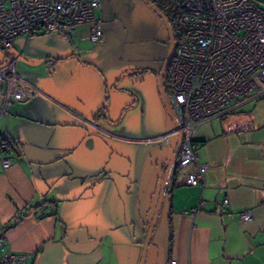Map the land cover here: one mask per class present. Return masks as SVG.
<instances>
[{
  "label": "crops",
  "instance_id": "0c3cea01",
  "mask_svg": "<svg viewBox=\"0 0 264 264\" xmlns=\"http://www.w3.org/2000/svg\"><path fill=\"white\" fill-rule=\"evenodd\" d=\"M95 14L101 42L87 21L71 39L37 32L0 48L40 92L0 117V157L13 159L0 165V259L8 248L24 264H140L178 140L148 141L176 126L157 80L169 33L142 0H101ZM249 103L197 127L204 181L183 185L187 168L170 170L144 264H264V104Z\"/></svg>",
  "mask_w": 264,
  "mask_h": 264
},
{
  "label": "built area",
  "instance_id": "2783aa9c",
  "mask_svg": "<svg viewBox=\"0 0 264 264\" xmlns=\"http://www.w3.org/2000/svg\"><path fill=\"white\" fill-rule=\"evenodd\" d=\"M100 1L0 0V48L9 51L18 35L37 32L71 39L75 26L87 21L92 23L89 39L101 42L104 30L95 14ZM165 81L177 127L148 141L164 147L181 134L174 167L187 168L181 177L183 185H201L207 164L197 160L194 135L199 124L239 109L250 101L248 94L260 82L255 97L264 96V5L256 0H183ZM0 86V117L13 101L40 93L16 73L15 59L0 63ZM75 120L93 132L114 136L102 132L89 119L75 116ZM6 149L7 143L1 142L0 151ZM12 162L10 157H0L2 168ZM239 215L243 220L252 218L251 210ZM2 250L1 264H24L25 254ZM170 264H176L175 260Z\"/></svg>",
  "mask_w": 264,
  "mask_h": 264
},
{
  "label": "water",
  "instance_id": "95a60500",
  "mask_svg": "<svg viewBox=\"0 0 264 264\" xmlns=\"http://www.w3.org/2000/svg\"><path fill=\"white\" fill-rule=\"evenodd\" d=\"M142 1L145 2L157 15L160 16V18L164 21V23L168 29L169 47H168V51H167L165 60L163 62L162 68H161V70L157 76V80H158L159 93H160V96H161L162 101L164 103V106H165L168 114L170 115V117L174 120L175 125L177 127L176 116H175V114H174V112H173V110L169 104V101H168L167 96H166L165 88H164V76H165V73H166L167 68L169 66L170 60L172 58V53H173L174 31H173V29H172V27L168 21V18L151 0H142ZM180 145H181V134L178 135V140H177L175 150H174L173 155L171 156V158H170V160L166 166V169H165V174H164L161 190L159 193V198H158V201L156 204V208H155L153 217L151 219V222L149 224V228L147 230L146 236H145L144 241H143V248H142L140 264H144V262H145L147 249H148V246H149V243L151 240V235H152L153 229L155 227V224L157 222L159 212H160V208H161V205L163 202L164 194L166 192L167 179H168L170 170L174 166L175 159H176L178 152H179V149H180ZM28 153L32 159H36V160H48L49 159V155L47 153L41 152V151L33 149V148H30L28 150Z\"/></svg>",
  "mask_w": 264,
  "mask_h": 264
},
{
  "label": "trees",
  "instance_id": "16d2710c",
  "mask_svg": "<svg viewBox=\"0 0 264 264\" xmlns=\"http://www.w3.org/2000/svg\"><path fill=\"white\" fill-rule=\"evenodd\" d=\"M168 18V21L173 29V31H176L181 9H182V1L183 0H176V8L169 7V3L165 2L164 0H151ZM166 81L164 78V86L166 87Z\"/></svg>",
  "mask_w": 264,
  "mask_h": 264
},
{
  "label": "rangeland",
  "instance_id": "374dc122",
  "mask_svg": "<svg viewBox=\"0 0 264 264\" xmlns=\"http://www.w3.org/2000/svg\"><path fill=\"white\" fill-rule=\"evenodd\" d=\"M165 2H167V3H169V7L171 6V7H173L174 9L176 8V5H175V3H176V0H164ZM257 2H258V4L259 5H264V0H256ZM261 82L259 83V87H257L255 90H253L250 94H248V96H251V99H250V105H249V108L247 107L246 109L248 110V112H252L253 111V107L252 106H254V104L256 103V102H260V104H264V103H262V100H264V99H262V96L261 97H255V95L257 94L256 92L258 91V88H260L261 87ZM258 98V99H257ZM253 113H255V110L253 111Z\"/></svg>",
  "mask_w": 264,
  "mask_h": 264
}]
</instances>
